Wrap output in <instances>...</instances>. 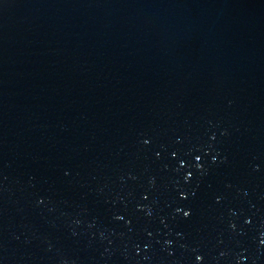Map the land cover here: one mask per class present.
<instances>
[{"label": "water", "instance_id": "95a60500", "mask_svg": "<svg viewBox=\"0 0 264 264\" xmlns=\"http://www.w3.org/2000/svg\"><path fill=\"white\" fill-rule=\"evenodd\" d=\"M0 264H264V0H0Z\"/></svg>", "mask_w": 264, "mask_h": 264}, {"label": "snow or ice", "instance_id": "6c2138e0", "mask_svg": "<svg viewBox=\"0 0 264 264\" xmlns=\"http://www.w3.org/2000/svg\"><path fill=\"white\" fill-rule=\"evenodd\" d=\"M172 155L175 156L176 154L175 153H172ZM199 159H200V157H197V160H199ZM181 162H183V161H181ZM189 175H191V173H189ZM181 195H183V193H181ZM184 215L185 216L189 215V212H184ZM196 259L197 260H200L201 259V256L197 255Z\"/></svg>", "mask_w": 264, "mask_h": 264}]
</instances>
